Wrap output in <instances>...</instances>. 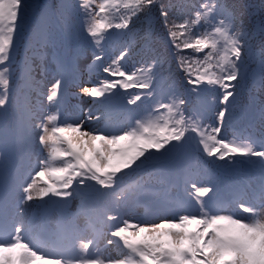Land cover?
Segmentation results:
<instances>
[{"label": "snow or ice", "instance_id": "1", "mask_svg": "<svg viewBox=\"0 0 264 264\" xmlns=\"http://www.w3.org/2000/svg\"><path fill=\"white\" fill-rule=\"evenodd\" d=\"M78 6L83 11L81 31L95 46L90 68H102L113 79L103 78L95 85L80 87V95L92 99L96 113L89 108L84 118H62L63 77L55 79L44 93L33 75L35 54L25 60L20 85L26 95L25 123L46 155L29 173L30 181L19 185V201H39L35 208L46 213L50 207L66 208L69 198L74 197H81L83 208V196L94 193L106 207L116 202V208L103 216L85 213L83 229L75 223L71 227L58 223L56 232L49 235L53 246L50 253L41 251L39 241L33 242L24 223H15L11 232L0 228V264H264V132L260 138L251 132L232 139L220 135L226 116H231L236 89L248 77L250 61L258 60L264 78V0H200L190 6L186 0H78ZM185 8H190L191 14L178 20L176 13ZM154 13L162 21L166 40L177 51L178 68L192 86L191 101L174 84L163 97L157 95L156 85L163 79L158 56L128 71L121 64L129 54L125 47L106 66L103 64L106 33L116 29L127 35L134 18L141 15L147 25L143 39L150 46ZM30 15L38 19L36 51L51 42L49 27L53 22L66 34L74 30L68 5L48 8L31 0H0V109H6L10 99L14 39ZM188 49L197 55H179ZM202 85L221 90L218 102L224 107L216 111L215 125L204 122L201 97L207 89ZM128 89L142 90L129 94L126 102L139 106L138 102L147 100L145 115L133 117L124 128L108 124L92 127L89 122L105 117L120 94L117 90ZM41 96L50 106L46 112ZM260 120L264 128V106ZM190 132L198 137V150L223 161L222 167L244 162L259 165L260 205L237 198L238 208L248 215H236L214 199L211 181L200 182L196 173L188 171L184 183L190 187L195 207L181 202L158 219L134 223L124 219L119 202L144 189L140 184L124 187L123 178L149 161L165 160L188 143ZM69 235L73 241L69 246L56 243ZM105 235L109 237L106 245L118 250L116 256L104 255L100 249L98 238Z\"/></svg>", "mask_w": 264, "mask_h": 264}, {"label": "rangeland", "instance_id": "2", "mask_svg": "<svg viewBox=\"0 0 264 264\" xmlns=\"http://www.w3.org/2000/svg\"><path fill=\"white\" fill-rule=\"evenodd\" d=\"M31 2L33 3L34 0H31ZM199 2H200V0H186V3L189 6L193 5V4H198ZM243 2H247V0H244ZM45 4H48L47 0H46ZM60 4L68 5V6H70V9H74V10L80 9L78 6V0H54V2H53V5H55V6H59ZM190 14H191L190 8H185L182 13L181 12L176 13V16H177L178 20H182L185 15H190ZM152 25H153V38H152V42H151L150 46L145 45V42L143 39L144 30L147 27V25L144 21L143 15H141L139 18H134L132 24L130 25V29L128 30L127 35H125L123 32H118V30H116V29H111L109 33H106V36L109 39H111V38H117L118 39V37L120 35H123V39L126 41V45L129 49L128 55H130L132 52H134L136 50V48H131L130 47L131 45L135 46V45H138L140 43H144V49L142 52L139 53L140 65L142 63L151 62V59L153 57H156V56H158L160 58V61L162 63V68L160 69V71H161V74L163 76V79L159 82V84L156 85V90L164 91V93L160 96L162 97L168 91L169 87L174 84L176 89L185 97V99L191 101L193 99V94L191 93L192 86L188 85L186 83V77H185L184 73L182 71H180V69L177 66V55H178L177 51L175 48L171 47V45L166 40L165 29L163 27L161 19L158 16V13H154V19L152 21ZM74 26H75V24H74ZM75 30L76 29L74 27L73 32ZM20 31H21V29L18 30L15 38H18V34L20 33ZM128 40H130V43L127 42ZM132 41H133V43H132ZM15 43L16 42L14 41V44ZM135 53L136 52H134L133 54H135ZM32 55H34L33 51L31 52V56ZM179 55L191 57V56H195L197 54L193 53V51L191 49H188L182 53H179ZM198 55L202 56L203 53H200ZM127 57L128 56L125 57V60H128ZM257 68H259V66H255L254 61L249 62L248 73L251 72L250 77L252 78V81H254L257 77L261 76L260 70L258 71ZM37 72H38V70H37ZM39 79H43V77L41 76V77H39ZM79 85L80 86L78 88H80L81 86H85V84H83L81 82ZM250 86H251L250 79L247 78L244 81H240V86L236 89V92H237L236 98L238 97L240 100H238L236 102L233 101L232 107L230 108V110H233V113L234 112H237V113L232 115L231 118L226 116L222 131H225L226 125H227L229 120H231L233 118L235 119V116L240 115L241 113H244L245 111H250L251 107L255 106V104H256L257 109L259 111H260L261 107L264 106V99L262 96H255L254 95V100H251L250 96L248 95V90H249ZM201 87L207 89V91H205L201 97L204 122H205V124H209V122H210L212 125H215L217 123L216 119H215L216 111L219 108L224 107V105H222L218 102L220 95H221L220 89L214 88V87L210 88L207 85H202ZM258 89H259V91H261L262 86L259 87ZM135 90L137 92L142 91L140 89H135ZM117 91H119V90H117ZM24 94H25V92H24ZM32 96H34V95H32ZM115 99L116 98H114V100ZM41 101H42L43 108L45 109L46 108L45 105L48 103L46 98L45 97L41 98ZM239 101H245L248 103V105L244 104L242 109H239V107L237 106V104L240 105V103H241ZM249 102H251L252 104H250ZM34 103H35V101H34ZM188 134H190L188 137V143L185 144L183 147L177 148L180 150L185 148L187 150L188 153H186L185 156L183 157V159H181L182 161L185 162V164H194V166L196 167V164L198 162H201L202 164H204L208 159H211L214 161V165L218 170L219 177H224L223 169L227 172H229L228 169H231V171H232L231 174L235 170L239 169V164L234 165V166H229V167H222V165L224 164L223 161H218L215 158L207 157L205 154L202 153V151L198 150V143H197L198 137L195 135V133L190 132ZM37 153H39V150H36L35 156L37 155ZM171 154L163 161L152 160V161L147 162L146 165L155 166L156 168H154V169H158V170H160L161 167L168 169V163H170L172 161L171 160V158H172ZM156 155L159 156L158 153ZM198 159H200V160H198ZM178 163L182 164L180 162H178ZM36 168H37V164L36 165L32 164V169H31L30 173L33 172ZM231 176H235V175L232 174ZM26 178H28V181H30L29 174L27 175ZM40 248H41V251H43L45 253H50L53 251L52 249H46L47 247H45V248L40 247ZM103 249L104 248H102V252H103Z\"/></svg>", "mask_w": 264, "mask_h": 264}, {"label": "trees", "instance_id": "3", "mask_svg": "<svg viewBox=\"0 0 264 264\" xmlns=\"http://www.w3.org/2000/svg\"><path fill=\"white\" fill-rule=\"evenodd\" d=\"M244 0H229V2H232V3H240V2H243ZM81 16L82 17V19H83V11L81 10V9H78L77 11H76V17H78V16ZM82 35H83V38L86 40V42H87V46H86V51L88 52V49H89V47L90 46H92L93 44L90 42V38H86V36H85V34L82 32ZM52 42H50L47 46H46V48H45V50H46V56L41 60V62H42V70L44 71L46 68H49L50 67V64H51V62H50V54H51V47H52ZM118 53V52H117ZM115 54L114 55V57L115 56H117L118 54ZM93 55L92 54H89V57L91 58ZM255 62V66H259V62H258V60L257 61H254ZM257 70L259 71L260 69L259 68H257ZM260 75H261V73H260ZM46 76H48V77H50V72H47L46 73ZM263 80H264V78H263ZM262 92L264 93V88H262Z\"/></svg>", "mask_w": 264, "mask_h": 264}]
</instances>
